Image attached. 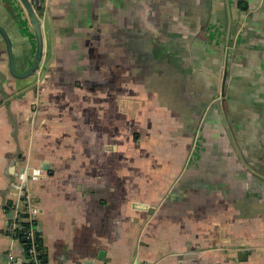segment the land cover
Masks as SVG:
<instances>
[{
	"label": "crops",
	"instance_id": "crops-1",
	"mask_svg": "<svg viewBox=\"0 0 264 264\" xmlns=\"http://www.w3.org/2000/svg\"><path fill=\"white\" fill-rule=\"evenodd\" d=\"M46 13L36 77L10 73L0 35V264H26L5 230L25 164L43 173L30 191L46 264H264V0ZM0 26L25 69L18 0H0Z\"/></svg>",
	"mask_w": 264,
	"mask_h": 264
},
{
	"label": "built area",
	"instance_id": "built-area-1",
	"mask_svg": "<svg viewBox=\"0 0 264 264\" xmlns=\"http://www.w3.org/2000/svg\"><path fill=\"white\" fill-rule=\"evenodd\" d=\"M34 8L40 10L41 16L46 12V0H31ZM43 175L42 170L37 166L23 165L19 170L14 182V195L10 203V217L6 224V234L12 239L19 241L17 235L22 219L28 222V228L22 231L29 245L28 255L25 257L26 264H43L42 249H37L35 245L36 236H39L37 228V215L39 208L35 205L34 197L30 191V183L33 180L39 179ZM23 215V216H22ZM10 261L15 260V255L9 250L7 253Z\"/></svg>",
	"mask_w": 264,
	"mask_h": 264
},
{
	"label": "water",
	"instance_id": "water-1",
	"mask_svg": "<svg viewBox=\"0 0 264 264\" xmlns=\"http://www.w3.org/2000/svg\"><path fill=\"white\" fill-rule=\"evenodd\" d=\"M18 1L21 3L22 8L25 11V15L27 17V25L29 29L33 32L35 37L34 55L31 58V62L25 69H22L21 71L16 70L15 58H14V53L12 50L10 38L2 26H0V32L6 44V52L8 56V68L10 73L15 77L25 78L36 74L37 68L39 67L42 59L48 53L44 52L43 49V43H44L43 25L45 21L42 22L40 17L37 15L35 9L33 8L30 0H18ZM26 61H28V58ZM43 259L46 260V257L44 256Z\"/></svg>",
	"mask_w": 264,
	"mask_h": 264
},
{
	"label": "flooded vegetation",
	"instance_id": "flooded-vegetation-1",
	"mask_svg": "<svg viewBox=\"0 0 264 264\" xmlns=\"http://www.w3.org/2000/svg\"><path fill=\"white\" fill-rule=\"evenodd\" d=\"M31 2V0H30ZM33 6V5H32ZM34 8V7H33ZM37 15L40 17V19L42 20V22H44L46 20V17H47V13L45 12L43 16H41V13H40V10L37 9V8H34ZM24 14H25V11L23 10ZM26 16V15H25ZM26 20H27V17H26ZM29 28V27H28ZM240 33L239 30L236 31V34ZM0 35H1V32H0ZM2 36V35H1ZM237 38V37H236ZM233 42V41H232ZM230 42V43H232ZM235 44H236V41H235ZM229 45H224V49L226 47L229 48ZM27 58L26 57V54L23 55V59ZM27 60V59H26ZM43 61V60H42ZM41 61L39 67L37 68V71H36V74L34 75H31L32 77H36L38 76L40 73H41V66L43 64V62ZM223 63H222V70L220 71L219 73V78H218V82H217V85L215 86L216 89H214V93H212V96H211V100H210V103H211V106H218L219 104H222L225 100V97H226V90H227V87H228V82H229V73L227 71H225V68H226V64L224 62V57L222 59ZM225 65V67H224ZM30 77V76H29Z\"/></svg>",
	"mask_w": 264,
	"mask_h": 264
},
{
	"label": "trees",
	"instance_id": "trees-1",
	"mask_svg": "<svg viewBox=\"0 0 264 264\" xmlns=\"http://www.w3.org/2000/svg\"><path fill=\"white\" fill-rule=\"evenodd\" d=\"M23 216V215H22ZM19 225H20V228H19V231L17 233L18 237H19V241L21 242V245H22V248H23V253H24V256L26 257L28 255V248H29V245L26 241V238L24 237V235L22 234V231L27 229L28 228V222L27 221H24V220H20L19 221ZM35 245H36V248L37 249H42L43 251V248H42V239H41V236L37 235L36 236V239H35ZM43 256H44V253L42 254L41 258H42V263L43 264H46V261L43 259Z\"/></svg>",
	"mask_w": 264,
	"mask_h": 264
}]
</instances>
